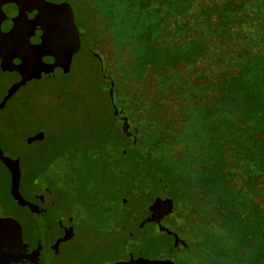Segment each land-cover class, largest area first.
I'll list each match as a JSON object with an SVG mask.
<instances>
[{
    "label": "trees",
    "instance_id": "1",
    "mask_svg": "<svg viewBox=\"0 0 264 264\" xmlns=\"http://www.w3.org/2000/svg\"><path fill=\"white\" fill-rule=\"evenodd\" d=\"M64 1L86 40L96 33L94 44L117 38L105 29L123 5L134 22L143 18L131 44L117 46L131 54L119 58L113 79L97 69L110 123L101 120L95 133L113 141L101 152L122 148L172 191L164 220L173 225L172 245L143 243L169 258L152 262L264 264V0ZM16 165L5 168L10 197L24 188ZM33 182L30 199L43 209Z\"/></svg>",
    "mask_w": 264,
    "mask_h": 264
},
{
    "label": "rangeland",
    "instance_id": "2",
    "mask_svg": "<svg viewBox=\"0 0 264 264\" xmlns=\"http://www.w3.org/2000/svg\"><path fill=\"white\" fill-rule=\"evenodd\" d=\"M119 14L113 21L115 27L111 28L109 23L105 29V33L111 35L116 32L117 38L112 37L111 43L106 37L93 47L112 72L113 68L117 70L116 64L122 54H131L130 47L120 52L117 46L131 44V37L138 34L140 20L143 19L141 17L134 22L133 18L127 17L124 5ZM78 18V15L75 16V22L82 31L83 21ZM145 20L150 21L151 16ZM97 26L101 32L103 27L100 23ZM88 37V41L94 43L96 33ZM99 66L101 62L94 59L84 44L74 56L70 74L66 77L23 79L0 70V218L11 217L21 224L26 247L24 256L15 264H99L101 261H117L115 257L125 254L129 246L128 229L133 231L135 238L164 240L168 237L159 234L151 224L142 229L123 225L127 230L123 232V228L114 222L117 218L114 211L108 214L101 205L96 214L87 216L77 205L85 179L103 183L116 173L120 165L115 156L100 151L103 143L112 144L113 141L106 136L104 140L95 133L101 127V120L106 126L110 123L104 111L107 109V98L98 85ZM38 133H43L44 139L28 145L26 139ZM89 149L93 152L86 154L82 151ZM13 162L17 164L13 172H17V179L22 177L24 188H18V194L10 197L6 169H10ZM90 170L91 177L87 176ZM42 172L45 174L38 181L39 186L50 189L52 196L47 203H53V213L35 206L27 190V185ZM99 188L108 195L104 196L106 200L110 196L117 198L119 195L116 193L113 196L112 192L122 190L116 183L110 184V189L103 185ZM127 211L133 212V205ZM165 224L167 228H173V225ZM51 232L59 250L57 257H52L54 247L48 235Z\"/></svg>",
    "mask_w": 264,
    "mask_h": 264
},
{
    "label": "water",
    "instance_id": "3",
    "mask_svg": "<svg viewBox=\"0 0 264 264\" xmlns=\"http://www.w3.org/2000/svg\"><path fill=\"white\" fill-rule=\"evenodd\" d=\"M81 39L74 21L72 7L68 2L54 3L47 0H0V70L23 79H47L65 77L70 73L73 57L79 53ZM44 139L38 133L26 139L27 144ZM103 153L117 158L116 173L103 183L84 180L78 194L77 205L87 216L97 213L103 205L109 214L115 212L114 220L119 228L126 225L141 228L156 221L159 232L171 234L160 225V220L171 215L174 203L167 181L155 170L139 166L126 152L112 145ZM87 172V176H90ZM39 175L32 189L36 199L45 208L55 211L53 203H47L52 196L50 189L41 188ZM116 183L119 195L106 200L105 191ZM99 185V186H98ZM97 190V191H96ZM105 199V200H103ZM103 200V204L101 201ZM133 205V212L127 211ZM130 209V208H129ZM128 209V210H129ZM125 211L127 214L124 215ZM117 212V213H116ZM80 213V212H79ZM120 215H124L121 217ZM120 217L122 218L120 222ZM121 223V224H120ZM124 225V226H123ZM177 240V236H175ZM23 228L14 218H0V264H14L25 254ZM121 264H173L171 261L147 262L138 260Z\"/></svg>",
    "mask_w": 264,
    "mask_h": 264
},
{
    "label": "flooded vegetation",
    "instance_id": "4",
    "mask_svg": "<svg viewBox=\"0 0 264 264\" xmlns=\"http://www.w3.org/2000/svg\"><path fill=\"white\" fill-rule=\"evenodd\" d=\"M67 2V1H65ZM74 21H75V16H74ZM77 28H78V31H79V35H80V39H81V48H80V51L83 49V45L85 44L86 47H87V50L89 51V53L92 54L93 57H95V59L97 58L100 62H101V68L103 70V72L105 73V77H110L113 79V76H112V70L108 68V66H106V64L103 62V59L100 57V56H97V54L95 53V51L93 50V47H94V43L91 42V40H86L87 38H85V34H82L81 33V29L78 27L77 23L75 22ZM74 58V57H73ZM103 64H104V67H103ZM72 67V65H71ZM108 69V70H107ZM71 71V69H70ZM70 74V73H69ZM68 74V75H69ZM67 75V76H68ZM66 77V76H65ZM61 78V77H59ZM49 79V78H48ZM33 143L31 144H28V145H32ZM112 146V145H110ZM83 152L87 151V150H82ZM91 153V152H90ZM55 161V160H54ZM53 161V162H54ZM36 180V179H35ZM34 180V181H35ZM34 183V182H33ZM33 186V185H32ZM31 191H33L32 187H31ZM32 195H33V199H35V201L44 209V210H48L50 212L53 213V211L45 208L40 202H38V200L36 199L35 197V194L33 192H31ZM34 202V200H32ZM35 203V202H34ZM168 216L164 217L163 219L160 220V225L167 228L165 225V218H167ZM63 220V219H62ZM148 224H151L154 228H156L158 230V227H157V222L156 221H153V222H150V223H147L145 224L144 226H142L141 228L139 229H142L144 228L146 225ZM134 227V226H133ZM138 229V230H139ZM123 232L127 231L125 230V228L123 227ZM169 232L171 231L169 228H168ZM129 232V236L127 238V242L129 244L128 248L126 249V253L125 254H120V255H117L115 258H117V261H101V263L99 264H114V262H116L117 264H121V263H131V262H135V261H138V260H147L148 262H152V260L154 258H162V259H167L169 258L167 255L163 254L162 257H155L153 255H151V252L148 248H146L145 244L144 243V239H147V238H135V235L133 233V231H131V229H128ZM159 232V231H158ZM159 234H162V235H168V239L170 241V244L173 243L172 241L174 240V237L173 235H169L167 232H159ZM49 240L51 241L50 243L53 245L54 249H53V254H52V257H57L58 256V252L59 250H57V246L55 245L56 243V239L53 235V233H49ZM172 245V244H171ZM59 248V247H58ZM169 251H171V247L169 245ZM52 259H57V258H52ZM121 261V262H119ZM15 264V263H14Z\"/></svg>",
    "mask_w": 264,
    "mask_h": 264
},
{
    "label": "snow or ice",
    "instance_id": "5",
    "mask_svg": "<svg viewBox=\"0 0 264 264\" xmlns=\"http://www.w3.org/2000/svg\"><path fill=\"white\" fill-rule=\"evenodd\" d=\"M103 0H97V4H102Z\"/></svg>",
    "mask_w": 264,
    "mask_h": 264
}]
</instances>
